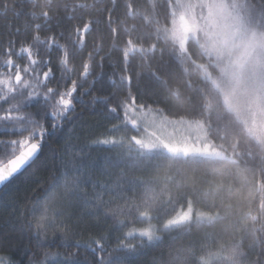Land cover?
<instances>
[{
  "label": "snow or ice",
  "instance_id": "obj_1",
  "mask_svg": "<svg viewBox=\"0 0 264 264\" xmlns=\"http://www.w3.org/2000/svg\"><path fill=\"white\" fill-rule=\"evenodd\" d=\"M214 3L0 0V264H158L153 253L165 241L154 231L140 233L138 245L127 243L137 233L123 231L125 209L114 206L127 189L109 153L123 142L114 137L119 128L154 121L163 111L152 99L154 85L161 82L152 66L165 54L161 43L180 41L169 52L180 62L184 36L203 30L204 16L197 9ZM235 155L208 159L237 168L254 162L251 150ZM65 156H71V167L61 163ZM69 173L65 205L51 219L47 207L40 217L29 218L21 201L41 199L46 186L62 177L68 184ZM242 186L250 198L260 196V215L249 210L244 216L264 234V157L258 173L245 177ZM223 192L227 202L221 197L217 207L215 198ZM203 196L212 198L214 213L195 210L189 200L169 227L190 225L193 216L197 224L211 227L225 218L221 209L232 214L231 187L215 185ZM13 221L16 246L7 242L5 230ZM217 255L209 252L203 264ZM255 260L264 264L261 252Z\"/></svg>",
  "mask_w": 264,
  "mask_h": 264
},
{
  "label": "trees",
  "instance_id": "obj_2",
  "mask_svg": "<svg viewBox=\"0 0 264 264\" xmlns=\"http://www.w3.org/2000/svg\"><path fill=\"white\" fill-rule=\"evenodd\" d=\"M226 1L251 9L253 13L260 15L258 18L251 17L252 20L258 19L259 25H264V0ZM11 15L12 9H9L7 16ZM175 45L176 42L173 41L167 44L161 43L160 46L165 49V54L162 59L153 61L152 65L161 81L154 85L155 95L152 99L158 101L157 107L163 110L161 113L170 118L193 115L199 117L198 119L205 124L210 141L213 140L225 147L230 146L227 148L228 157L235 159L236 153L242 154L251 150L254 154V162L249 161L247 165L241 164L237 168L226 163L225 160L212 161L202 154L182 156L161 149L146 151L134 141L135 136L139 135L141 126L131 123L127 128H119L114 137L123 142L113 147L109 154L113 161L119 164V167L113 171L123 173L124 187L127 189L125 198L116 199L114 204L125 209L122 219L126 225L123 231L144 224L140 221L139 212L134 209L133 204L135 202L138 205L142 200L146 204L138 210L151 212L156 219L155 234L165 241V246L153 253L158 259V264H203L209 252L218 253L210 264H256L255 257L258 252H261L264 258V234L254 231L257 225H253L244 213L250 210L253 214L260 215L261 199L259 194L254 199L250 198L247 188L242 186V181L245 177L250 180L254 173H258L261 158L264 157V146L248 134H243L246 132L243 126L234 121L231 113H228L229 117H227V112L224 113L222 106L216 103L212 93V83L208 79L211 71L210 60L198 42L190 38L186 40L180 62L169 56ZM207 101L214 107L206 105ZM214 121H218L217 127L214 126ZM232 126L235 130L229 133V128H233ZM134 127H138L139 131H134ZM217 128H227L224 138L223 134L214 133ZM64 162L71 167V156H65L61 163ZM127 163L130 165H126ZM214 169H220V174L214 173ZM64 179L62 177L54 183L50 182L51 186H46L47 191L41 194V199L21 201L27 209L29 218L40 217L47 207V214L51 219L54 210L65 205L70 198L68 189L71 185V173L66 178L68 184L63 182ZM127 181H135V183L130 185ZM257 182H259L258 177ZM215 185H223L225 189L232 188V214H225L221 209V215L225 218L211 227L197 224L194 216L190 225L178 227L163 225L165 218L178 209L188 206L189 200L192 201L195 210L214 213L216 209L211 207L212 198L205 199L203 193ZM23 187L21 185V190ZM221 197L227 202V192L215 198L217 207L221 204ZM13 225L14 221L6 225L5 230L8 233L7 242L16 246L19 241L12 230ZM127 243L138 245L140 235L137 234ZM161 253H163L162 258ZM221 253L223 255L220 256Z\"/></svg>",
  "mask_w": 264,
  "mask_h": 264
},
{
  "label": "rangeland",
  "instance_id": "obj_3",
  "mask_svg": "<svg viewBox=\"0 0 264 264\" xmlns=\"http://www.w3.org/2000/svg\"><path fill=\"white\" fill-rule=\"evenodd\" d=\"M197 13L204 16L203 30L198 33L187 32L183 44L188 38L193 39L207 53L211 67L208 79L212 83L216 103L222 106L224 113L227 112V117L231 113L234 121L243 126L246 131L243 134H248L260 144V141H264V25H259L258 19L251 18L260 15L226 0H215L211 7L198 8ZM178 43L180 41H176ZM206 105L214 107L208 101ZM198 118L195 115L170 118L160 112L154 121L145 119L138 124L133 121L132 124L141 126L134 141L141 140L154 147L141 148L135 144L146 151L161 149L174 155L202 154L211 157L219 153L228 157L227 148L230 146L210 141L205 124ZM213 123L216 127L219 124L218 121ZM226 130L217 128L214 133L223 134L224 138ZM233 130L234 127L229 128V133ZM133 204L139 212V218L144 217L140 219L144 224L131 228L139 235L146 229L156 233V219L151 212L137 210L135 202ZM145 204V201L140 200L138 205L141 207ZM182 209L186 210L187 206L171 213L164 219L163 225L169 226V222Z\"/></svg>",
  "mask_w": 264,
  "mask_h": 264
}]
</instances>
